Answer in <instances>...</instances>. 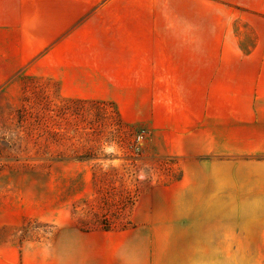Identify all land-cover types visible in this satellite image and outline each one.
Here are the masks:
<instances>
[{"label": "rangeland", "instance_id": "rangeland-1", "mask_svg": "<svg viewBox=\"0 0 264 264\" xmlns=\"http://www.w3.org/2000/svg\"><path fill=\"white\" fill-rule=\"evenodd\" d=\"M201 24L171 85L111 101L14 74L0 20V255L264 264V11L205 5Z\"/></svg>", "mask_w": 264, "mask_h": 264}, {"label": "crops", "instance_id": "crops-1", "mask_svg": "<svg viewBox=\"0 0 264 264\" xmlns=\"http://www.w3.org/2000/svg\"><path fill=\"white\" fill-rule=\"evenodd\" d=\"M205 5L264 11V0H0V20L19 39L14 74L33 70L66 99L120 101L128 87L171 85L172 70L186 71L189 43L203 38ZM99 242L86 253L59 243L67 247L23 254L18 264H106L94 259L107 255ZM0 264L17 263L2 254Z\"/></svg>", "mask_w": 264, "mask_h": 264}]
</instances>
